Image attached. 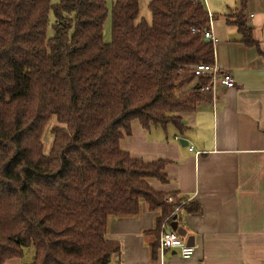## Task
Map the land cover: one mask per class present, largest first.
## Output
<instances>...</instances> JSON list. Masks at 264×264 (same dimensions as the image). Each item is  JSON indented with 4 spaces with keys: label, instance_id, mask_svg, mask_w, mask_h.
Segmentation results:
<instances>
[{
    "label": "trees",
    "instance_id": "16d2710c",
    "mask_svg": "<svg viewBox=\"0 0 264 264\" xmlns=\"http://www.w3.org/2000/svg\"><path fill=\"white\" fill-rule=\"evenodd\" d=\"M237 1L232 25L256 46L246 0ZM148 8L151 23L136 22L138 0H112L105 43L106 0H0V264H112L120 246L106 237L111 218L135 217L144 203L160 213L149 232L158 237L176 210L199 213L197 203H165L149 186L167 182L165 161L120 147L132 121L182 135L180 114L196 109L207 79L180 93L176 76L214 62L201 1L150 0Z\"/></svg>",
    "mask_w": 264,
    "mask_h": 264
},
{
    "label": "crops",
    "instance_id": "0c3cea01",
    "mask_svg": "<svg viewBox=\"0 0 264 264\" xmlns=\"http://www.w3.org/2000/svg\"><path fill=\"white\" fill-rule=\"evenodd\" d=\"M215 37L214 63L228 71L234 88H218L193 112L181 114L186 130H144L131 122L120 147L131 158L165 161L167 182L149 186L195 202L196 215L178 210V223L195 251L189 259L166 250L161 261L151 245L158 211L141 205L135 217L111 218L108 241L120 246L112 264H264V0H246L243 20L256 46H246L232 23L237 0H203ZM180 139L188 144L183 146ZM4 264H21L19 259Z\"/></svg>",
    "mask_w": 264,
    "mask_h": 264
},
{
    "label": "built area",
    "instance_id": "2783aa9c",
    "mask_svg": "<svg viewBox=\"0 0 264 264\" xmlns=\"http://www.w3.org/2000/svg\"><path fill=\"white\" fill-rule=\"evenodd\" d=\"M203 1V0H199ZM192 31H195L192 29ZM204 39L210 41L212 45L215 43V37L212 32V22L208 18L207 27L203 30ZM191 75L195 79L205 78L207 79V84L202 88V91L207 95H210L212 99L215 97V93L218 88L222 87L224 89L234 88V81L228 71H224L217 66L216 63L212 64H199L194 66L191 70ZM171 200V199H169ZM184 204V203H183ZM182 205V204H180ZM178 212V210H176ZM172 223V222H171ZM170 222H164L160 229V235L158 238V253L159 259L163 256L166 250L174 251L182 259H189L194 254V247L189 246L184 239L179 236L176 232L172 231L170 228ZM114 264H121L116 262Z\"/></svg>",
    "mask_w": 264,
    "mask_h": 264
},
{
    "label": "rangeland",
    "instance_id": "374dc122",
    "mask_svg": "<svg viewBox=\"0 0 264 264\" xmlns=\"http://www.w3.org/2000/svg\"><path fill=\"white\" fill-rule=\"evenodd\" d=\"M149 1L150 0H138L139 15L137 17L136 22H138L140 20H144L148 24L151 23V12H150V10L148 8ZM50 2L52 4H55L57 2V0H50ZM111 2H112V0H106V8H107V11H108V15H107V18H106V20L104 22V25H103V29H104L103 40H104L105 43H109L110 42V8H111ZM52 19L53 18L50 15L51 23H52ZM51 35H52V28H51V26H49V28L47 29V36L50 37ZM190 70L185 71V72H181L180 74H178V76H176V82L178 84V92H180V93L181 92L188 93L190 90L193 89L195 84L198 82L197 79L192 77ZM197 94L202 100L205 97H207V94L204 93L201 89L197 92ZM182 114H184V113H182ZM52 124H54V121H51L48 124L47 130H46V134L43 137V144H44L45 151H48L49 148H50L51 137L49 136V134H47V132L49 131V127ZM170 129L172 130V128H170ZM169 199H171V200H169ZM164 202L168 203V204H175V203H178V202H179V204L185 203L183 198H180V197H178L177 195H174V194L173 195L172 194H169V195L166 194V196L164 197ZM168 218L164 219L162 224L164 222H168L167 221ZM25 253H26V257H29L30 253H32V250L27 249L25 251Z\"/></svg>",
    "mask_w": 264,
    "mask_h": 264
},
{
    "label": "water",
    "instance_id": "95a60500",
    "mask_svg": "<svg viewBox=\"0 0 264 264\" xmlns=\"http://www.w3.org/2000/svg\"><path fill=\"white\" fill-rule=\"evenodd\" d=\"M205 41H207V40H205ZM180 144H183V146H187L188 143L184 139H180ZM175 218L176 217H174L172 223L170 224V228L172 231L176 232L179 236H181L182 238H185L186 237V231L184 229H182V227L178 226V223L175 221ZM190 241H191V239L187 238L186 243L192 245V242L190 243Z\"/></svg>",
    "mask_w": 264,
    "mask_h": 264
}]
</instances>
